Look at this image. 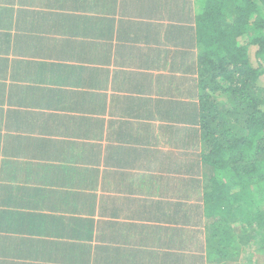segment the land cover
<instances>
[{"label":"crops","instance_id":"0c3cea01","mask_svg":"<svg viewBox=\"0 0 264 264\" xmlns=\"http://www.w3.org/2000/svg\"><path fill=\"white\" fill-rule=\"evenodd\" d=\"M196 10L195 0H0V213L24 218L7 221L18 241L14 252L0 250V264L204 260L198 241L195 251L184 245L197 216L180 220L173 206L197 207L199 191L188 194L184 180L175 199L169 193L195 149L186 152L187 132L176 137L182 125L160 113L163 98L181 99L166 77L196 61L171 64L187 51ZM58 192L86 202L73 216L81 227L55 247L43 209ZM106 209L109 228L99 224ZM93 215L98 224L86 228ZM35 238L42 246L21 250Z\"/></svg>","mask_w":264,"mask_h":264},{"label":"trees","instance_id":"16d2710c","mask_svg":"<svg viewBox=\"0 0 264 264\" xmlns=\"http://www.w3.org/2000/svg\"><path fill=\"white\" fill-rule=\"evenodd\" d=\"M195 3L197 10L189 16L190 34L185 38L188 45L182 46L187 51H182L181 57L172 56L171 64L180 66L187 56L195 57L196 61L191 66L183 64L175 70L172 79L166 77V82L174 84L169 92L179 91L181 99L163 98L160 111L166 115L167 122L182 125L176 127V137L182 135L181 131L187 132L186 152L190 154L188 149L194 147L190 158L194 163L183 178L173 182L169 193L175 199L184 180L188 182V194L194 189L200 193L197 207L183 201L173 204L180 220L184 214L187 218H198V229L188 231L184 245L188 251H195L192 246L198 241L197 245L204 251L198 258L204 259L200 264H264V0H195ZM188 74L197 78H184ZM150 78L146 80L150 86L160 84L159 80L155 83ZM190 174L192 178H187ZM63 194L50 195L49 207L43 209L49 227V245L54 241L55 247L81 227L82 220L73 216L83 213L81 203L86 202L79 203L71 197L66 202L67 196ZM53 199L63 201L64 206ZM88 202L91 204L89 199ZM14 211L0 213V228L5 237L0 242L3 251L14 252L18 241L13 222L9 226L7 221L24 218L16 216ZM103 212L101 221L106 222L99 224L109 228L114 216L108 209ZM23 215L27 216L25 212ZM95 224L98 222L94 215L84 222L86 228ZM249 229L255 230L246 234ZM250 243L257 245L262 258L256 256V251H246ZM23 244L21 250L36 244L37 248L42 246L38 238ZM44 244L46 247L48 241ZM59 251L55 248L53 255L58 257ZM245 254L244 259H239ZM183 257L196 260L197 264L195 254L187 253Z\"/></svg>","mask_w":264,"mask_h":264},{"label":"rangeland","instance_id":"374dc122","mask_svg":"<svg viewBox=\"0 0 264 264\" xmlns=\"http://www.w3.org/2000/svg\"><path fill=\"white\" fill-rule=\"evenodd\" d=\"M243 230V229H242ZM252 230H255V229H252ZM252 230H248V231H246L245 233L246 234H249ZM251 244V247H249L246 251L247 252H249V253H254L255 251H256V256H260V258H262V256H261V252H258L257 251V245L256 244H254V243H250ZM242 247H243V245L242 244H240L239 245V248L240 249H242ZM247 256V254H245V256L243 255V257H240L239 259H244L245 257ZM231 264H233V263H231Z\"/></svg>","mask_w":264,"mask_h":264}]
</instances>
